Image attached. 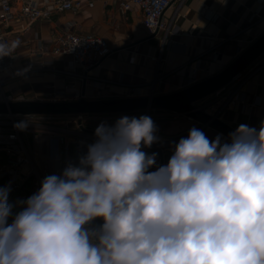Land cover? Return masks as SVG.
I'll return each instance as SVG.
<instances>
[{
	"label": "clouds",
	"instance_id": "obj_1",
	"mask_svg": "<svg viewBox=\"0 0 264 264\" xmlns=\"http://www.w3.org/2000/svg\"><path fill=\"white\" fill-rule=\"evenodd\" d=\"M21 44L0 41V58ZM157 132L147 115L102 122L26 200L0 187V264H264V121L227 140L192 127L166 165L142 150Z\"/></svg>",
	"mask_w": 264,
	"mask_h": 264
},
{
	"label": "crops",
	"instance_id": "obj_2",
	"mask_svg": "<svg viewBox=\"0 0 264 264\" xmlns=\"http://www.w3.org/2000/svg\"><path fill=\"white\" fill-rule=\"evenodd\" d=\"M34 1L53 10L57 0ZM127 1L97 0L94 8L84 2L77 13L55 14L49 22L30 24L26 19H16L10 37L22 44L14 52L15 62L5 75L9 81L6 91L34 101L60 90L71 96L80 92L87 100L119 99L133 94L144 97L156 77L155 94L156 89L170 94L219 73L264 33V0H188L178 12L162 50L160 39L151 38L145 30L141 10L132 6L124 11L122 4ZM175 10L174 5L164 20L169 21ZM69 29L104 39L112 54L91 69L69 56L40 55L42 47L49 50L53 38ZM48 60L53 66L43 68V62ZM73 72L77 75H66ZM96 82L100 83L99 90L93 86ZM179 119L196 127L183 117ZM223 119L234 129L240 124L260 127L264 121V71L248 82ZM204 133L210 140L217 136L210 129Z\"/></svg>",
	"mask_w": 264,
	"mask_h": 264
},
{
	"label": "built area",
	"instance_id": "obj_3",
	"mask_svg": "<svg viewBox=\"0 0 264 264\" xmlns=\"http://www.w3.org/2000/svg\"><path fill=\"white\" fill-rule=\"evenodd\" d=\"M97 0H57L53 10L44 8L34 0H0V41L11 43L10 28L16 19H26L30 24L42 21H51L55 14L77 13L87 2L89 8H94ZM188 0H129L122 4L124 11L137 6L142 12L143 26L151 38L161 39L163 48L172 34V27L180 9ZM176 10L172 18L164 20L165 13L173 6ZM46 53L53 57L69 56L81 66L91 69L98 66L112 54L109 44L102 38L71 29L57 34L51 41L49 50L41 48L40 55ZM16 54L0 58V103L6 105L34 101L23 95L8 93L6 89L9 81L6 73L15 62ZM53 62H43V68H51ZM264 71V56L249 70L239 76L224 91L214 97V103L198 107L209 115L224 121V114L243 92L245 86L258 74ZM67 76L77 75L75 72L66 73ZM195 84L191 82L189 86ZM97 90L100 83L93 85ZM73 88V86H72ZM68 89V88H67ZM85 98L84 94L77 92L72 96L66 90L55 91L42 102H72ZM256 104H260L257 101ZM138 113L108 114V115H81L70 117L59 116H0V181L11 185L9 203L15 205L17 201L26 200L41 186V181L48 175L61 174L69 164L78 163V158L86 153L87 145L95 141V129L102 122L115 124L123 117H133ZM139 114L152 117L155 112H140ZM175 119L185 118L164 113ZM27 120L28 127L24 131L14 128V124ZM196 124V123H195ZM196 128L206 131L208 128L196 124ZM189 133V132H188ZM185 134L182 137H187ZM180 137V138H182ZM180 138H171L165 142L154 143L151 148H143L146 153H158L157 164L166 165L170 158V147ZM223 138V137H222ZM155 168L150 169L154 171ZM16 209V208H15ZM99 222V221H98Z\"/></svg>",
	"mask_w": 264,
	"mask_h": 264
},
{
	"label": "water",
	"instance_id": "obj_4",
	"mask_svg": "<svg viewBox=\"0 0 264 264\" xmlns=\"http://www.w3.org/2000/svg\"><path fill=\"white\" fill-rule=\"evenodd\" d=\"M163 50V48H161ZM264 56V33L241 52L235 60L219 73L170 94H155L154 77L149 94L144 97L87 100L72 102L26 101L6 105L0 103V116H81L128 114L140 112L172 113L184 116L206 127L223 138L235 131L225 121L209 115L196 104L227 89L239 76L249 70ZM157 72V70H156Z\"/></svg>",
	"mask_w": 264,
	"mask_h": 264
},
{
	"label": "rangeland",
	"instance_id": "obj_5",
	"mask_svg": "<svg viewBox=\"0 0 264 264\" xmlns=\"http://www.w3.org/2000/svg\"><path fill=\"white\" fill-rule=\"evenodd\" d=\"M259 37V36H258ZM160 43H161V39H160ZM162 46V45H161ZM159 92L161 94H163L164 90H158L156 89V94L160 95ZM135 97L134 94L132 96H127L124 98H132ZM214 103V97H210L204 101H201L199 103L196 104V106L198 107H204L206 105H209V103ZM163 114V115H162ZM140 116H142V114H136L133 117H137L139 118ZM152 120L155 122V124L158 127V132L156 133L160 139H163L165 137H173V138H180L183 136V134H187L188 131L191 129V127H189L186 123V121L184 119H178V120H170L168 118H166L164 116V113H155L152 115ZM194 124V123H192ZM108 125H114V124H108ZM191 126V125H190Z\"/></svg>",
	"mask_w": 264,
	"mask_h": 264
},
{
	"label": "trees",
	"instance_id": "obj_6",
	"mask_svg": "<svg viewBox=\"0 0 264 264\" xmlns=\"http://www.w3.org/2000/svg\"><path fill=\"white\" fill-rule=\"evenodd\" d=\"M4 186V184L2 183V181H0V187H3ZM14 211H16L17 209H13Z\"/></svg>",
	"mask_w": 264,
	"mask_h": 264
}]
</instances>
